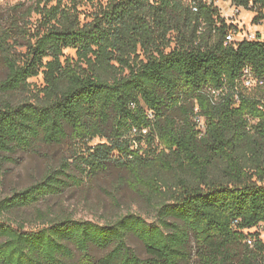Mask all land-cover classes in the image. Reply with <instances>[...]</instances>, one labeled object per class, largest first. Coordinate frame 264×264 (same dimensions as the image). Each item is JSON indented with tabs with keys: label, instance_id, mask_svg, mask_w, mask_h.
Returning a JSON list of instances; mask_svg holds the SVG:
<instances>
[{
	"label": "trees",
	"instance_id": "trees-1",
	"mask_svg": "<svg viewBox=\"0 0 264 264\" xmlns=\"http://www.w3.org/2000/svg\"><path fill=\"white\" fill-rule=\"evenodd\" d=\"M233 1L264 19V0ZM93 7L0 2V153L79 147L0 199V264H264V41L227 42L208 0ZM114 172L155 221L37 209L27 229L24 209Z\"/></svg>",
	"mask_w": 264,
	"mask_h": 264
},
{
	"label": "rangeland",
	"instance_id": "rangeland-1",
	"mask_svg": "<svg viewBox=\"0 0 264 264\" xmlns=\"http://www.w3.org/2000/svg\"><path fill=\"white\" fill-rule=\"evenodd\" d=\"M17 2L20 0H0V2ZM79 8L83 11H92L93 5L98 0H78ZM219 5L227 8V3L221 1ZM228 9V8H227ZM256 13L250 9H244L235 18L242 32H253L264 30V25L254 21ZM66 53L75 55L74 49H67ZM31 81L42 83V75L31 79ZM101 140L96 138L92 144ZM78 145L68 142L62 146H42L38 149L19 152L8 155L0 153V168L2 178L0 179V199L11 194L16 189H22L37 180L47 172L50 166H58L62 158L73 161ZM37 209L52 210L53 213H68L76 219L91 220L101 224L111 221L116 217L128 213L141 214L148 221H155V213L148 208L144 202L127 186L120 182L119 173H101L89 178L84 177L81 185H71L60 195L49 197L36 205L26 208L21 212L27 220V229L39 225L34 219ZM264 240V223L255 228ZM129 244L136 251L144 255V244L134 235L129 236ZM108 249L97 251L98 256H103ZM73 264H78L75 261Z\"/></svg>",
	"mask_w": 264,
	"mask_h": 264
},
{
	"label": "built area",
	"instance_id": "built-area-1",
	"mask_svg": "<svg viewBox=\"0 0 264 264\" xmlns=\"http://www.w3.org/2000/svg\"><path fill=\"white\" fill-rule=\"evenodd\" d=\"M209 3H213L217 8L221 11L223 17L227 18L231 23L234 24L233 29L227 34L226 40L227 42H238L243 40H257V41H264V30H257L253 32H242V28L237 24L235 18L238 14H240L245 8L244 6H240L234 3L233 0H208ZM221 1L227 3L226 7L219 5L218 2ZM197 10V8H194ZM251 10V9H250ZM260 24L264 25V19L259 21ZM246 73L248 74V78L246 80L247 85H254L258 82L257 79H254L250 75V70L247 69Z\"/></svg>",
	"mask_w": 264,
	"mask_h": 264
}]
</instances>
